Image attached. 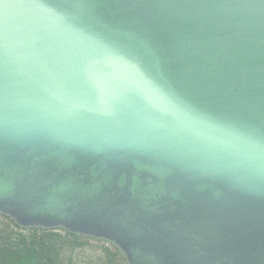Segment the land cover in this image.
Returning <instances> with one entry per match:
<instances>
[{
    "label": "water",
    "instance_id": "water-1",
    "mask_svg": "<svg viewBox=\"0 0 264 264\" xmlns=\"http://www.w3.org/2000/svg\"><path fill=\"white\" fill-rule=\"evenodd\" d=\"M0 213L264 264V0H0Z\"/></svg>",
    "mask_w": 264,
    "mask_h": 264
},
{
    "label": "trees",
    "instance_id": "trees-1",
    "mask_svg": "<svg viewBox=\"0 0 264 264\" xmlns=\"http://www.w3.org/2000/svg\"><path fill=\"white\" fill-rule=\"evenodd\" d=\"M0 264H128L105 239L63 228L22 227L0 213Z\"/></svg>",
    "mask_w": 264,
    "mask_h": 264
}]
</instances>
